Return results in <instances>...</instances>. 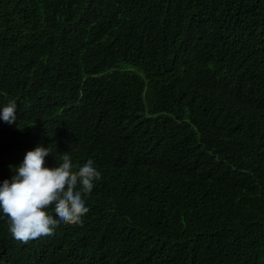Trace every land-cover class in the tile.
<instances>
[{
    "label": "trees",
    "instance_id": "1",
    "mask_svg": "<svg viewBox=\"0 0 264 264\" xmlns=\"http://www.w3.org/2000/svg\"><path fill=\"white\" fill-rule=\"evenodd\" d=\"M10 102L0 183L38 144L101 177L51 236L0 213V264H264V0H0Z\"/></svg>",
    "mask_w": 264,
    "mask_h": 264
},
{
    "label": "clouds",
    "instance_id": "2",
    "mask_svg": "<svg viewBox=\"0 0 264 264\" xmlns=\"http://www.w3.org/2000/svg\"><path fill=\"white\" fill-rule=\"evenodd\" d=\"M16 109V103L10 102L0 109V119L15 123ZM50 154L49 146L38 144L26 151L11 179L0 183V213L7 217L14 239L23 243L51 236L61 224L81 223L89 211L84 196L101 177L91 159L73 170L68 154L60 157L58 166L48 167L45 158Z\"/></svg>",
    "mask_w": 264,
    "mask_h": 264
}]
</instances>
